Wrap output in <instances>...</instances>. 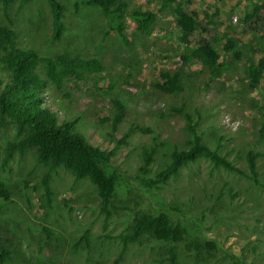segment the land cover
<instances>
[{"label": "rangeland", "instance_id": "1", "mask_svg": "<svg viewBox=\"0 0 264 264\" xmlns=\"http://www.w3.org/2000/svg\"><path fill=\"white\" fill-rule=\"evenodd\" d=\"M81 1L60 0L65 30L58 41L50 39L46 0H31L23 7L14 2L6 14L0 5V24L15 31L20 49H33L41 57L67 55L101 63V71L64 77L58 88L47 81L43 63L36 72L47 81L44 103L57 119L74 120L75 130L87 141L112 152L105 170L115 172L117 182L106 214L95 186L61 167L50 172L46 197L42 176L47 167L37 162L35 147L21 155L14 152L2 164L6 143L16 138L14 125L0 127V181L10 194L7 201L0 199L5 264H113L116 259V264H165L166 243L143 235L122 249L119 238L138 215L156 212L185 229L174 244L179 264H232L227 250L241 259L237 264H264V137L258 135L264 74L256 89L249 87L247 74L249 61L263 54L264 0H191L188 8L198 15L197 28L183 41L173 3L124 0L127 42L108 28L96 6ZM135 10L154 15L147 32L132 19ZM200 39L209 41L225 63L214 80L189 56ZM227 39L234 54L223 50ZM163 71L180 75V92L155 87ZM0 79H7L1 67ZM113 100L122 106L116 123ZM179 106L191 116L201 141L238 167L246 169L248 150L257 153L258 183L199 157L181 165L158 188L142 187L143 149H154L152 176L169 162L172 150L188 147L191 135L184 116L172 110ZM204 241H213L215 250L197 253L190 245Z\"/></svg>", "mask_w": 264, "mask_h": 264}, {"label": "trees", "instance_id": "2", "mask_svg": "<svg viewBox=\"0 0 264 264\" xmlns=\"http://www.w3.org/2000/svg\"><path fill=\"white\" fill-rule=\"evenodd\" d=\"M30 1L0 0V5L6 14L8 5L17 2L18 7H23ZM164 1L174 4L172 11L176 26L181 33V40L188 39L196 31L198 18L197 13L188 8L191 0ZM46 2L51 13L50 39L58 41L65 30L63 23L65 7L60 0H46ZM81 3L96 6L108 28L114 30L124 42H127L123 21L127 16V4L124 0H82ZM131 17L136 21L137 28L143 32L148 31V24L154 20L152 13L140 10L133 11ZM223 50L234 54L230 39L223 44ZM262 51L263 54L257 61L252 60L248 63V85L252 89L258 87L264 74V48ZM189 56L206 70L208 80L218 78L225 67V63L219 60V53L205 39H200L190 49ZM39 63L44 64L47 81L57 88L64 77L78 78L81 71L94 73L102 70L101 63L95 58L80 59L67 55L41 57L33 49H20L16 46L15 31L7 25L0 24V67L7 75V79H0V127L5 124L14 125L16 138L6 143L2 164L5 165L14 152L21 155L25 149L35 147L37 162L47 167V172L42 176L46 197L50 194V172L61 167L76 180L87 178L95 186L100 210L106 214L117 182L116 173L105 170L112 152L102 150L87 141L81 132L75 130L74 120L59 121L57 119L56 114L44 103L43 90L47 81L41 79L36 72ZM160 78L161 82H157L155 87L161 92L178 93L182 90V79L177 72L170 74L163 71L160 73ZM112 103L115 108L113 123H116L121 119L122 106L115 100ZM172 110L184 116L185 128L191 135L188 147L172 150L169 162L152 176L148 175L154 149H143L142 163L139 167L142 187L158 188L167 178L175 176L181 165L193 162L199 157L209 160L214 167L235 172L258 183L255 161L257 153L248 150L244 157L246 169L238 167L226 156L221 155L217 149L210 148L201 141L191 116L185 113L182 107H172ZM258 135L264 137V114H262ZM9 198L8 189L0 181V199L7 201ZM184 231L180 223L171 222L164 212L142 213L134 219L127 232L119 235V238L124 249L128 243L148 235L167 244L163 258L165 264H179L174 244L182 238ZM190 245L197 253L201 250L209 253L216 248L213 241H204L203 244L192 242ZM226 254L232 264H237L236 260L241 261L240 258L233 257L234 254L229 250ZM7 258L8 250L3 246L0 235V264H5ZM117 261L118 259L113 264Z\"/></svg>", "mask_w": 264, "mask_h": 264}]
</instances>
